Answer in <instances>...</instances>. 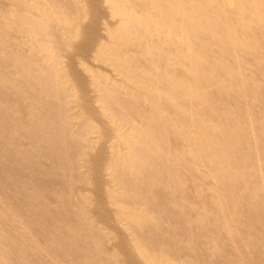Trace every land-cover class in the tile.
<instances>
[{
    "label": "bare ground",
    "instance_id": "bare-ground-1",
    "mask_svg": "<svg viewBox=\"0 0 264 264\" xmlns=\"http://www.w3.org/2000/svg\"><path fill=\"white\" fill-rule=\"evenodd\" d=\"M0 264H264V0H0Z\"/></svg>",
    "mask_w": 264,
    "mask_h": 264
}]
</instances>
